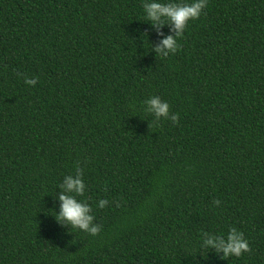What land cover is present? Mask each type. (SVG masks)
<instances>
[{"label":"trees","instance_id":"1","mask_svg":"<svg viewBox=\"0 0 264 264\" xmlns=\"http://www.w3.org/2000/svg\"><path fill=\"white\" fill-rule=\"evenodd\" d=\"M145 2L0 0V264H264V0H208L166 58ZM77 166L96 236L54 216ZM233 227L251 252L202 247Z\"/></svg>","mask_w":264,"mask_h":264},{"label":"clouds","instance_id":"2","mask_svg":"<svg viewBox=\"0 0 264 264\" xmlns=\"http://www.w3.org/2000/svg\"><path fill=\"white\" fill-rule=\"evenodd\" d=\"M208 0H193L191 3H161L157 0L145 2L143 9L146 14L147 23L161 39L157 44L151 45V51L157 57H168L175 54L179 48L178 39L184 34V31L190 20L199 19ZM168 27L170 34L165 35L163 29ZM143 36H147L145 32ZM17 75H22L17 73ZM27 85L35 86L37 78H24ZM147 105L145 111L154 115L153 123L161 118L168 119L174 124L179 123V114L170 112V105L163 101L159 96H152L145 101ZM149 129L151 124L148 125ZM61 189L57 199L60 203L59 213H55V219L62 227L70 226L71 229H79L90 235L96 236L101 231V225L95 223V217L92 215V207L84 201H79L77 197L84 196L86 185L83 181V169L76 168L75 175H67L59 185ZM216 206L220 205L219 200L213 202ZM109 204L108 200L99 201V208H104ZM202 247L214 250L218 255L222 254L221 259L227 260L229 257H240L245 252H251L249 242L242 232L235 227L231 228L225 236L203 233Z\"/></svg>","mask_w":264,"mask_h":264}]
</instances>
